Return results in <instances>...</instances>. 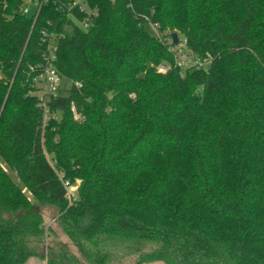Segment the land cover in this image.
<instances>
[{
    "label": "trees",
    "instance_id": "trees-1",
    "mask_svg": "<svg viewBox=\"0 0 264 264\" xmlns=\"http://www.w3.org/2000/svg\"><path fill=\"white\" fill-rule=\"evenodd\" d=\"M88 2L81 29L0 0V264H264V0ZM44 30L71 84L47 119Z\"/></svg>",
    "mask_w": 264,
    "mask_h": 264
},
{
    "label": "built area",
    "instance_id": "built-area-1",
    "mask_svg": "<svg viewBox=\"0 0 264 264\" xmlns=\"http://www.w3.org/2000/svg\"><path fill=\"white\" fill-rule=\"evenodd\" d=\"M23 13L33 20L36 24L43 7L49 3H54L64 11H67L68 17L72 20L74 25L81 29H87L91 21L99 15L98 9L90 7L88 0H22ZM75 12H79L83 16V20L79 19ZM152 29L157 37H161L158 24H151ZM63 33L43 31V45L42 59L36 65H30L28 68V75L30 76L31 93L38 94L42 99V107L44 109L45 119L51 116L47 101L51 98H58L62 92L69 89L71 84L66 81L58 72L56 62L58 59V45ZM171 45V50L175 53L176 65L182 71L187 68H207L209 61H201L193 57L186 46V41L177 46L173 43L172 38L168 40ZM170 67L166 65L160 66L162 73H167ZM70 84L69 87L66 85ZM80 86V85H78ZM67 87V88H66ZM1 114V107H0ZM68 187L69 196L74 195L73 188Z\"/></svg>",
    "mask_w": 264,
    "mask_h": 264
},
{
    "label": "rangeland",
    "instance_id": "rangeland-1",
    "mask_svg": "<svg viewBox=\"0 0 264 264\" xmlns=\"http://www.w3.org/2000/svg\"><path fill=\"white\" fill-rule=\"evenodd\" d=\"M148 29H149V31L152 33V34H154V30L152 29V27H148ZM67 87H69L70 86V84H67L66 85ZM66 87V88H67ZM73 191L75 192L76 191V187H74L73 188ZM45 218H46V220H48V221H52L51 220V212H50V210H46V212H45ZM34 260H32L33 262L34 261H37V258H33ZM41 260V259H40ZM42 262H44L43 260H42ZM146 264H165L164 262H152V263H146Z\"/></svg>",
    "mask_w": 264,
    "mask_h": 264
},
{
    "label": "crops",
    "instance_id": "crops-1",
    "mask_svg": "<svg viewBox=\"0 0 264 264\" xmlns=\"http://www.w3.org/2000/svg\"><path fill=\"white\" fill-rule=\"evenodd\" d=\"M32 260H34L33 258L32 259H30L26 264H46V262L44 261V262H42V260H40L39 258H37V261H32ZM159 262H161V261H159ZM156 263V262H155Z\"/></svg>",
    "mask_w": 264,
    "mask_h": 264
},
{
    "label": "water",
    "instance_id": "water-1",
    "mask_svg": "<svg viewBox=\"0 0 264 264\" xmlns=\"http://www.w3.org/2000/svg\"><path fill=\"white\" fill-rule=\"evenodd\" d=\"M172 38L174 39V44L177 45L179 43L178 34L177 33H173L172 34Z\"/></svg>",
    "mask_w": 264,
    "mask_h": 264
}]
</instances>
